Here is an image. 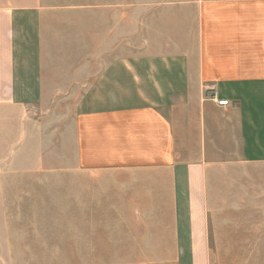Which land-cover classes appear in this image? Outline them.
<instances>
[{"label":"crops","instance_id":"0c3cea01","mask_svg":"<svg viewBox=\"0 0 264 264\" xmlns=\"http://www.w3.org/2000/svg\"><path fill=\"white\" fill-rule=\"evenodd\" d=\"M60 106L36 138L63 199L120 202L151 240L163 216L173 264H210L221 172L264 170V0H0L22 144Z\"/></svg>","mask_w":264,"mask_h":264},{"label":"rangeland","instance_id":"374dc122","mask_svg":"<svg viewBox=\"0 0 264 264\" xmlns=\"http://www.w3.org/2000/svg\"><path fill=\"white\" fill-rule=\"evenodd\" d=\"M59 108L34 123L24 144L21 113L0 109V264H173L165 217L156 219L151 240L148 219H120V202L63 199L68 186L54 177L53 156L38 152L46 148L36 138L44 130L51 144L53 119L69 107ZM246 172H221L210 264H264V170Z\"/></svg>","mask_w":264,"mask_h":264},{"label":"built area","instance_id":"2783aa9c","mask_svg":"<svg viewBox=\"0 0 264 264\" xmlns=\"http://www.w3.org/2000/svg\"><path fill=\"white\" fill-rule=\"evenodd\" d=\"M208 92L210 93V98L212 99V101H214L218 106L224 107L228 105V101L216 99V92L214 88L209 89Z\"/></svg>","mask_w":264,"mask_h":264}]
</instances>
